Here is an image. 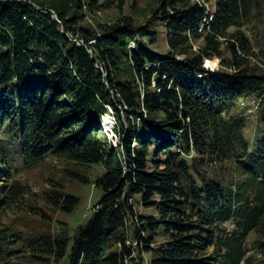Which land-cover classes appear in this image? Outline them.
<instances>
[{
    "label": "trees",
    "instance_id": "16d2710c",
    "mask_svg": "<svg viewBox=\"0 0 264 264\" xmlns=\"http://www.w3.org/2000/svg\"><path fill=\"white\" fill-rule=\"evenodd\" d=\"M114 1L0 0V264H136L135 251L148 264H264V30L246 32L260 31L264 0H158L165 52L124 0L116 20L84 23ZM250 102L251 140L238 112ZM109 110L116 143L101 130ZM50 157L105 168L72 240L4 221L29 192L20 177ZM62 185L49 178L41 199L71 212Z\"/></svg>",
    "mask_w": 264,
    "mask_h": 264
},
{
    "label": "rangeland",
    "instance_id": "374dc122",
    "mask_svg": "<svg viewBox=\"0 0 264 264\" xmlns=\"http://www.w3.org/2000/svg\"><path fill=\"white\" fill-rule=\"evenodd\" d=\"M101 1L103 0H100V2ZM157 1L158 0H124L122 11L123 14L132 16L137 24L150 21L151 25L159 31L157 42L152 47L157 51L165 52L168 48L165 39V29L161 26L159 20L154 19L151 13L156 7ZM117 5L118 1L115 0L108 8L103 7L91 12L87 11L84 23L96 27L99 23L116 20L120 15ZM259 28L260 31H258V33H256L257 31L253 32L251 26L246 30L247 36L254 42L255 40H260L259 36H261L264 30V19ZM195 46L197 47V44ZM206 62L207 66L212 69L217 68L219 65L216 59L207 60ZM247 106V109L239 108L238 112L244 113L245 110L248 112H245L246 114L244 113V115L248 118L249 125L247 135L251 140L258 128V117L256 113H254L255 108L252 106V103H247ZM112 114V111L109 110L105 115L111 117ZM102 134L113 143L117 142V136L113 129L102 131ZM66 169L80 171L86 174L90 181L79 182L71 180L66 173ZM104 171L105 168L101 163L80 166L65 160L50 157L40 167L24 173L20 177L21 180L28 185L29 192L11 206L7 211L4 221L21 232L25 238L57 232L61 227H64L67 235L70 236L72 240L78 226L87 223L91 217L92 207L101 196V190L95 185V180L101 176ZM49 178L62 182L63 185L61 190L78 198V203L71 212L53 210L41 199L40 193L47 186ZM31 206H39L42 208V211L32 209ZM137 207L139 212L153 213L152 209H145L141 206ZM38 211L39 213H35ZM42 212L45 214V217L41 216ZM253 237V235L250 236L249 242L253 240ZM253 252L254 251L251 250L250 254ZM134 257L136 264H148L151 254L150 252L139 253L135 251ZM50 264H68V256L66 255L58 263Z\"/></svg>",
    "mask_w": 264,
    "mask_h": 264
},
{
    "label": "bare ground",
    "instance_id": "6f19581e",
    "mask_svg": "<svg viewBox=\"0 0 264 264\" xmlns=\"http://www.w3.org/2000/svg\"><path fill=\"white\" fill-rule=\"evenodd\" d=\"M111 111V110H110ZM104 119V123H103V128H104V131H108V130H111L112 129V125L114 124V120H112L111 117L107 116V115H104L103 117ZM109 128V129H108ZM108 133V132H106Z\"/></svg>",
    "mask_w": 264,
    "mask_h": 264
},
{
    "label": "built area",
    "instance_id": "2783aa9c",
    "mask_svg": "<svg viewBox=\"0 0 264 264\" xmlns=\"http://www.w3.org/2000/svg\"><path fill=\"white\" fill-rule=\"evenodd\" d=\"M111 118H112V120H114V121H115L113 114H112Z\"/></svg>",
    "mask_w": 264,
    "mask_h": 264
},
{
    "label": "water",
    "instance_id": "95a60500",
    "mask_svg": "<svg viewBox=\"0 0 264 264\" xmlns=\"http://www.w3.org/2000/svg\"><path fill=\"white\" fill-rule=\"evenodd\" d=\"M206 65H207V62H206ZM208 67V66H207Z\"/></svg>",
    "mask_w": 264,
    "mask_h": 264
}]
</instances>
